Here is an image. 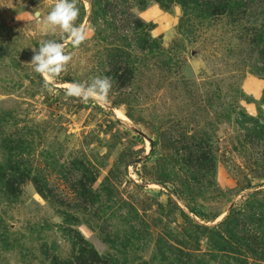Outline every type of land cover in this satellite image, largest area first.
<instances>
[{
	"label": "rangeland",
	"instance_id": "obj_1",
	"mask_svg": "<svg viewBox=\"0 0 264 264\" xmlns=\"http://www.w3.org/2000/svg\"><path fill=\"white\" fill-rule=\"evenodd\" d=\"M53 4L0 0V264H264V0H78L44 88Z\"/></svg>",
	"mask_w": 264,
	"mask_h": 264
},
{
	"label": "clouds",
	"instance_id": "obj_2",
	"mask_svg": "<svg viewBox=\"0 0 264 264\" xmlns=\"http://www.w3.org/2000/svg\"><path fill=\"white\" fill-rule=\"evenodd\" d=\"M39 18V10L34 11ZM80 15L78 0H54L45 22L58 28L64 34L60 40L46 39L38 48H32L33 56L29 62L35 73L44 79V88L61 76L73 60L66 48L71 43L78 48L88 39V29L83 23L77 24ZM113 88V80L109 76H95L89 81H73L64 85L66 98H76L82 102L94 101L106 103Z\"/></svg>",
	"mask_w": 264,
	"mask_h": 264
}]
</instances>
